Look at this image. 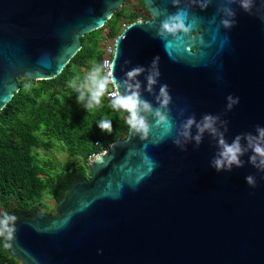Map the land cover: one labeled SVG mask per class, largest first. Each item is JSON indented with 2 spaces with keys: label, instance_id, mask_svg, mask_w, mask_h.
<instances>
[{
  "label": "water",
  "instance_id": "obj_1",
  "mask_svg": "<svg viewBox=\"0 0 264 264\" xmlns=\"http://www.w3.org/2000/svg\"><path fill=\"white\" fill-rule=\"evenodd\" d=\"M127 1L0 0V112L26 84L67 70L81 38ZM134 3L139 21L117 36L111 70L121 82L158 57L154 91L145 90L147 71L137 79L154 107L168 85L173 126L149 117L146 138L129 129L87 164V176L58 184L46 213L16 219L9 255L21 264H264V172L249 162L251 151L243 167L217 171L218 137L206 131L197 144L195 126L183 135L188 117L205 114L219 118L228 143L264 128V0L250 11L240 0ZM181 9L192 30L165 40L161 22ZM229 95L239 98L231 110Z\"/></svg>",
  "mask_w": 264,
  "mask_h": 264
},
{
  "label": "trees",
  "instance_id": "obj_2",
  "mask_svg": "<svg viewBox=\"0 0 264 264\" xmlns=\"http://www.w3.org/2000/svg\"><path fill=\"white\" fill-rule=\"evenodd\" d=\"M137 21V11L118 10L101 29L81 38V56L67 70L15 94L1 110L0 219L5 213L32 218L42 210L44 197L52 200L58 184L87 176L89 157L125 138L130 129L127 113L113 110L106 97L102 106L87 110V97L78 102L80 93L70 82L75 81L78 88L90 66L100 64L101 42L116 38ZM105 118L112 121L111 134L98 127ZM54 150L64 151L75 165L71 169L59 167L46 156ZM5 243L0 237V264H21L10 257Z\"/></svg>",
  "mask_w": 264,
  "mask_h": 264
},
{
  "label": "clouds",
  "instance_id": "obj_3",
  "mask_svg": "<svg viewBox=\"0 0 264 264\" xmlns=\"http://www.w3.org/2000/svg\"><path fill=\"white\" fill-rule=\"evenodd\" d=\"M252 6V0H240V7L245 11H250ZM229 15L233 13L229 12ZM188 17L187 11L181 9L177 13L168 16L161 22L159 28V35L165 40L168 37H172L176 40L181 38V33L187 35L192 27L186 24ZM224 25L230 26L229 20L223 21ZM158 60H153L149 69H145L143 66H137L132 68L126 73V79L117 82L113 76V70H109L107 73L104 69L108 67L109 61L105 60L102 64H94L91 69L86 73L79 87H76L75 81L70 82V87L76 88L80 93L77 97L78 102L87 101L84 107L93 111L96 108L102 106L103 99L107 97L110 101V107L118 112L127 113L126 124L132 132L141 136L144 139L148 136L151 129L149 117H154L157 126L167 125L169 129L172 128V121L169 114L165 109L170 104L171 96L168 92V85L162 84L159 87V93L155 99L159 107L142 98L141 95V82L137 79L140 75L145 73L146 88L149 93L154 91V87L158 84L159 77L161 75ZM111 86V90H110ZM30 84L25 85V89H29ZM124 91L121 92L120 89ZM228 109L239 103V98H234L229 95ZM219 118L212 114H205L200 121H197L194 116L188 117L183 123L185 137L191 136V129L193 126L197 129V134L194 139L197 144L200 143L203 134L207 131L211 135L218 137V145L220 148L218 156L213 160L212 166L217 170H231L233 166L240 168L243 167L244 162L240 159L241 156L247 151H251L252 155L249 156V162L258 170L264 172V128L257 127L256 133H246L243 137L236 136L231 143H228L223 136V133L218 132L215 127L216 121ZM98 127L109 134L113 131L112 121L105 118L98 122ZM244 139L247 142V147L242 146L241 140ZM177 145L180 144L179 140L174 141ZM154 166V165H153ZM247 183L255 187L256 180L253 176L246 177ZM14 214L5 213L3 218L0 219V237H3L6 241H11L14 238L16 221ZM5 247H10L8 243H5Z\"/></svg>",
  "mask_w": 264,
  "mask_h": 264
},
{
  "label": "rangeland",
  "instance_id": "obj_4",
  "mask_svg": "<svg viewBox=\"0 0 264 264\" xmlns=\"http://www.w3.org/2000/svg\"><path fill=\"white\" fill-rule=\"evenodd\" d=\"M121 9H127V10H134L136 11L134 0H128L119 10ZM111 39L103 40L100 44L101 49H103ZM46 156L53 158V160L56 162V164L61 168H70L73 167L75 162L70 158L64 151L62 150H54L52 152H49ZM66 170V169H65ZM51 202V199L48 197L43 198V208L40 210L41 212L47 211L48 206ZM15 203V202H14Z\"/></svg>",
  "mask_w": 264,
  "mask_h": 264
},
{
  "label": "built area",
  "instance_id": "obj_5",
  "mask_svg": "<svg viewBox=\"0 0 264 264\" xmlns=\"http://www.w3.org/2000/svg\"><path fill=\"white\" fill-rule=\"evenodd\" d=\"M117 38V37H116ZM116 38L112 39L103 49V55L100 61V64H102L105 60L109 61V65L108 67H106L104 69V72L107 73L109 70H111V63H112V57L114 54V44L116 41ZM110 90H111V86H110ZM107 98V97H106ZM108 99V98H107ZM109 100V99H108ZM105 151H103L102 153H100L99 155L103 154ZM99 155H92L91 157L88 158V163H90L91 161H93L95 158H97Z\"/></svg>",
  "mask_w": 264,
  "mask_h": 264
},
{
  "label": "flooded vegetation",
  "instance_id": "obj_6",
  "mask_svg": "<svg viewBox=\"0 0 264 264\" xmlns=\"http://www.w3.org/2000/svg\"><path fill=\"white\" fill-rule=\"evenodd\" d=\"M92 66H93V64L90 66V69H91Z\"/></svg>",
  "mask_w": 264,
  "mask_h": 264
}]
</instances>
